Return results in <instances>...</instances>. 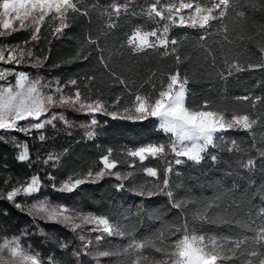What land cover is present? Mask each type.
<instances>
[{"label": "trees", "instance_id": "1", "mask_svg": "<svg viewBox=\"0 0 264 264\" xmlns=\"http://www.w3.org/2000/svg\"><path fill=\"white\" fill-rule=\"evenodd\" d=\"M153 2L81 0L78 7L86 10L87 14H70L69 27L61 34L53 35L52 27L46 20L38 40H31L30 31L21 30L6 36L4 43L30 47L32 62L36 57L41 58V67H33L31 63L22 67L30 75L59 81L61 85H66L68 94L79 88L84 94L99 97L106 107H110L119 97L120 104L116 107L120 108L130 103L134 98L132 94L136 92L155 96L152 86L155 85L156 90H159L162 84L167 83L168 75L178 68L181 76L188 79L187 105L198 107L207 101L210 108L228 114L247 113L257 123L251 130H229L223 133L227 139L218 148H210L200 164L192 161L180 165L172 163L168 179L169 187L173 189V199L194 201L183 210L173 208L166 195L142 197L130 189L132 185L156 180L141 171L146 166L157 168L160 179H163L166 167L164 160L149 157L141 163L138 158L127 155V151L148 142L166 140L164 134L156 130L157 121L154 118L133 121L99 114L96 118V135L91 139L82 129L66 130L63 125L48 126L30 135L0 132V136L5 137L0 139V193H3L0 196V238L20 236L22 245L39 252L43 264H50L49 257L53 264H97V260L91 255H72L73 251L79 253L82 248L75 232L69 227L36 219L23 208L15 207V201L7 200V192L26 183L33 175L39 176L42 184L35 198L47 197L53 203L84 213L104 215L110 222L131 232V235L122 237L103 234L105 238L99 243L100 250H111L120 255L100 257L99 264H122L125 260H134L137 255H146V264L162 258V253L151 248L134 252L131 256L126 249L133 238H151L164 230L166 225L182 224L185 219L188 220L189 230L195 228L198 234L247 237L242 247L248 253L257 250L264 254V248L251 242L254 232L235 224L195 221L189 214L200 204L211 202L213 206L208 215L213 216L235 202L257 223L264 219L259 215L260 209L264 208V157L259 156V151L264 150V68L247 67L249 64L264 63V54L260 52V45L264 44V0H235L223 21L226 32L220 30L208 34L203 29L173 26L169 39L178 40L177 54L182 60L179 65L173 55L161 57L151 50L140 55L133 54L126 43L138 26L144 30L159 26L141 14ZM172 2L175 0H160L161 5ZM126 3L127 12L122 9L118 18L115 15L111 17L116 27H107L112 5ZM241 11L245 13L242 17L238 15ZM163 23L160 21L161 25ZM213 23L218 25L220 22ZM201 35L205 36L203 41ZM225 58L229 63L239 62L246 70L222 79L218 72L225 70ZM118 77L126 81L127 87L118 82ZM72 80L76 81L75 85L69 83ZM244 96L261 99L253 107V99H237ZM76 118L79 121L86 120L85 115H77ZM41 133L45 135L43 141L38 138ZM232 140L237 142L239 150L232 147ZM23 143H27L29 160L22 162L17 159L20 148L17 145ZM109 148L113 150L112 158L119 162L112 171H119L121 175L132 172L129 179L118 181L114 176L106 175L99 181L80 185L71 193L53 189V184L58 187L70 176L76 178L90 169L95 172L102 168L100 158ZM50 154L58 156L59 160L45 163ZM209 154L216 155V160H211ZM249 158L256 161V167L251 172L241 166ZM174 159L173 154L167 157L169 162ZM181 159L186 160L183 157ZM133 163L135 166L130 167ZM120 183L124 187L118 189L116 186ZM182 234L181 231L166 236L165 243L179 239ZM62 244L67 247H61ZM92 250L89 253L94 252ZM259 259L260 256L245 254L222 261L221 264H247L248 260L258 264Z\"/></svg>", "mask_w": 264, "mask_h": 264}, {"label": "snow or ice", "instance_id": "2", "mask_svg": "<svg viewBox=\"0 0 264 264\" xmlns=\"http://www.w3.org/2000/svg\"><path fill=\"white\" fill-rule=\"evenodd\" d=\"M251 2V0H250ZM81 0H0V37L9 35L20 29H32L31 40H38L41 27L47 20L52 27L53 35L61 34L63 30L69 27L70 14H87L78 5ZM235 3V0H175L172 3L160 4V0L154 2L142 10L141 14L153 20L157 25L151 30H144L138 26L126 43L131 52L136 55L156 51L161 57L173 55L177 65L182 60L178 55V40L169 39V32L173 26L187 27L193 29H203L211 34L213 31H227L223 24L224 18L228 15V9ZM127 12L128 4L112 5V12L109 14V23L107 27H116L115 21L111 19L112 15L117 18L121 11ZM183 10H189L184 12ZM136 13H133L135 15ZM241 17L244 12H239ZM156 18H159L158 20ZM160 21H164L161 25ZM214 21L220 22L218 25ZM16 22H19L18 25ZM187 38V37H185ZM203 41L205 36L201 35ZM95 43V41H90ZM26 43V42H25ZM203 46V45H201ZM163 49V51H160ZM7 52V56L5 53ZM260 52L264 54V44L260 45ZM31 58V50L25 51L19 44L0 46V62L5 64L15 63L17 66L25 62V57ZM46 59V57L44 58ZM43 61L36 57L32 62L33 67H41ZM225 70L219 71L218 75L222 79L233 75L235 72L245 71V67L239 62L229 63L227 58L224 60ZM215 65V57H213ZM248 68H264V63L252 65ZM155 75V73H153ZM8 76H15L14 84H0V132H21L30 135L33 130H42L46 125L55 127L54 121L61 120L66 125L71 126L64 113L53 112L54 108H70L73 111L89 116V122L86 127L92 130L86 131L89 139L96 133L94 126L98 124L96 114L110 116L112 119H128L133 121H144L154 118L157 121L156 130L162 132L166 140L158 142H148L137 147L134 150L127 151L130 157L138 158L143 163L151 157L152 159L164 160L166 167L164 169L163 179H160L158 170L155 167L146 166L141 169L148 177H154L156 180L143 184H135L130 189L142 197H152L163 194L169 197L171 206L175 209L183 210L189 203H194L190 199H173V189L169 187L168 176L172 172V163L180 165L187 161L200 164L205 159V154L209 149H215L220 146L227 138L223 133L229 130H251L255 119H251L249 114H237L232 112L216 110L209 107V102H204L198 107H191L186 104L188 79L182 77L179 69L169 74L167 83L162 84L159 90L153 85L156 95L148 93H133V99L130 103H125L120 108L118 97L110 107L99 97L93 98L90 93L84 94L77 88L74 93L66 94L64 87L59 81L43 83V78H32L30 74L15 69L0 68V81H6ZM118 82L127 87L123 78H117ZM75 85L76 81H69ZM47 90V91H46ZM240 100L253 99V107L261 97L251 98L249 96L238 97ZM111 108V110H110ZM26 122V123H21ZM41 141L45 135L41 133L38 137ZM0 139L5 137L0 136ZM232 147H237L235 140L231 141ZM22 151L17 156L19 161L29 160L27 143L17 145ZM231 151L232 148H229ZM113 150L109 148L107 153L100 158L102 168L93 172L91 169L84 175H77L76 178L69 177L58 187L53 184L54 190L59 192L71 193L80 185L92 181H99L107 176H114L118 181L129 179L133 173L121 175L119 171H112L118 166V161L112 158ZM169 154H173L175 159L172 162L167 161ZM259 156L264 157V150L259 151ZM186 158L181 159V158ZM209 158L216 160V155L209 154ZM48 160L58 161L59 157L50 154ZM134 163L130 167H134ZM250 172L256 167V161L249 158L246 163L241 165ZM54 179V177H48ZM41 180L39 176L33 175L29 181L21 186L14 187L7 192L8 201H15L18 195L32 196L41 190ZM118 189L124 187L123 183L116 186ZM3 193H0L2 196ZM213 206L211 202L200 204L195 211L190 210V217L195 221H206L208 223L235 224L240 228L247 229L255 233L252 238V244H259L264 248V219L259 223L254 221L251 215L242 211L239 203L229 205L228 209L220 214L208 215L209 209ZM15 207L21 208V203L16 202ZM23 210V209H22ZM30 216L38 217L40 220L54 221L66 227L73 232L81 229L82 225H93L91 231L99 232L96 236L97 250L89 253L88 248L93 244L90 239H85L82 233H77L78 238L83 241L81 252L73 251V256L81 254L91 255L99 264L100 257H111L120 255V253L111 250H100L99 242L104 240V235L108 237H122L131 235L126 232L119 224L112 223L104 215H94L91 213L82 214L70 210L69 206L59 203H50L49 198L44 197L31 204L28 208ZM259 215L264 217V208L260 209ZM182 231V236L170 243H165L166 236L175 235ZM43 235V231L41 230ZM248 238L223 237L219 235L198 234L195 228L189 230L188 220L185 219L182 224L166 225L158 235L151 238L136 239L133 238L128 245L126 252L129 256L134 252H139L145 248L154 249L157 253H162L163 257L153 260L150 264H221L222 261H228L239 255L250 254L252 257L260 256L258 264H264V254L257 250L248 253L243 248ZM61 247H67L62 244ZM50 264H53L49 257ZM148 257L146 255H137L134 260H125L122 264H146ZM0 264H43L39 252L31 250L30 246L21 244L20 236L11 238H0ZM247 264H254L248 260Z\"/></svg>", "mask_w": 264, "mask_h": 264}, {"label": "rangeland", "instance_id": "3", "mask_svg": "<svg viewBox=\"0 0 264 264\" xmlns=\"http://www.w3.org/2000/svg\"><path fill=\"white\" fill-rule=\"evenodd\" d=\"M184 12H187V11H189V10H183ZM18 23L19 22H16V24L18 25ZM0 30H2V29H0ZM21 30H26V31H30L31 33H32V29L31 28H28V29H20V30H18V31H21ZM16 32V31H15ZM6 36H8V35H5V36H3V37H0V46H6V44L4 43V39H5V37ZM25 51H28V50H30V47H24L23 48ZM5 56H7V52L5 53ZM32 64V61H31V58H29V57H25V62L24 63H21L20 65H16L14 62L13 63H9V64H5V63H3V62H0V68H4V69H15V71H23V72H25V73H27L26 71H24L23 70V68L22 67H24L25 65H27V64ZM29 74V73H28ZM32 78H36V77H41V78H43V83H47V82H55V81H57V80H55V79H46V78H44V77H42V76H40V75H35V76H32V75H30ZM9 82H11V83H13L14 84V82H15V76H8L7 77V80L6 81H0V84H7V83H9ZM47 91V90H46ZM64 92L66 93V94H68L66 91H65V87H64ZM52 111L53 112H58V113H60V112H62V113H64L65 114V116H66V118H67V120L71 123V126H69V125H66L63 121H61V120H56V121H54V124H55V126H57V125H63L64 127H65V129L66 130H69V129H71V128H80V129H82L85 133H86V131H88V130H92L91 128H88V127H86V125L88 124V122H89V116L88 115H85V114H81V113H77V112H75V111H73L72 109H70V108H54V109H52ZM77 115H85L86 116V120H84V121H79V120H76L77 118H76V116ZM99 115V113H97L96 114V118H97V116ZM22 124L23 123H26V122H21ZM48 126H51V125H46L45 126V128L46 127H48ZM44 128V129H45ZM44 129H42V130H44ZM41 130H39V132H40ZM94 131H95V126H94ZM34 132H37V130H33L32 131V133H34ZM2 133H5V132H2ZM11 133V132H10ZM21 133V132H20ZM24 134V133H23ZM25 135V134H24ZM40 135V134H39ZM87 136V135H86ZM20 151H22V148H19V153H20ZM53 161H55V160H53ZM42 185V184H41ZM36 195H37V193H34L32 196H24L23 194H21V195H18L16 198H15V202H19V203H21V208H23L27 213H28V208L31 206V204L32 203H34V202H37L38 200H39V198H35L36 197ZM49 202L50 203H53V202H51L50 200H49ZM70 210H72V211H74V212H78V213H82V214H87V213H84V212H82V211H80V210H77V209H74V208H70ZM33 217V216H32ZM36 219H39L38 217H35ZM43 221H46V220H43ZM48 222H54V221H48ZM94 226L93 225H82V227H81V229H77L76 230V232H75V234H76V236H77V238H78V235H77V233H82L84 236H85V239H90V240H92L93 241V244L91 245V246H89V248H88V252L91 250V249H93L92 251H96L97 250V248H96V245H97V241H96V236H98V235H101V233H99V232H94V231H91V229L93 228ZM78 240H79V242H80V244H81V248L83 247V241H81L79 238H78ZM100 243V242H99Z\"/></svg>", "mask_w": 264, "mask_h": 264}]
</instances>
